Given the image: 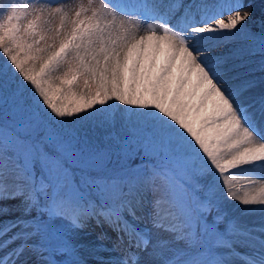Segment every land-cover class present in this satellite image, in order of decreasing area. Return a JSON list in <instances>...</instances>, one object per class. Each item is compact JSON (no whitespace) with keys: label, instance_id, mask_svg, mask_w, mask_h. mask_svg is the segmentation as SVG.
<instances>
[{"label":"snow or ice","instance_id":"1","mask_svg":"<svg viewBox=\"0 0 264 264\" xmlns=\"http://www.w3.org/2000/svg\"><path fill=\"white\" fill-rule=\"evenodd\" d=\"M254 11L0 0V264H264V186L228 175L264 171V92L230 75L264 70Z\"/></svg>","mask_w":264,"mask_h":264},{"label":"bare ground","instance_id":"2","mask_svg":"<svg viewBox=\"0 0 264 264\" xmlns=\"http://www.w3.org/2000/svg\"><path fill=\"white\" fill-rule=\"evenodd\" d=\"M262 0H245L246 3L251 2L254 4L255 11L257 12L260 7H262L263 3L261 2ZM100 1H98L99 3ZM227 13L223 15V18L225 21H227ZM261 16H256L254 14V20L259 21V18ZM131 18L135 19V16H132ZM152 23L155 26L159 27V21H153V20H148L144 24V29L147 28V24ZM255 27V25H254ZM261 56L259 54H256L255 56L251 57L248 59V62L240 68L235 69L234 72L230 73V75H239V78L241 80L243 79H249V80H254L256 82L255 88H253L250 91V95H259L261 92H264V79L263 80H256L254 78V72L257 71V68H260L261 66ZM234 82H239V81H234ZM228 175H234L236 179L232 182V187L234 191H237L238 194L243 195L245 191H256L258 190L261 186L259 181L261 180L262 177H264V171L261 170H256V171H251L249 169H244V170H231ZM250 181H257L255 185H250ZM227 208L231 210V212L235 213L236 215L240 216L242 220H251L254 222H259V216L261 215L260 213H255V214H246L243 212V209L245 206L239 204L235 200H230L228 201ZM258 207V206H255Z\"/></svg>","mask_w":264,"mask_h":264},{"label":"rangeland","instance_id":"3","mask_svg":"<svg viewBox=\"0 0 264 264\" xmlns=\"http://www.w3.org/2000/svg\"><path fill=\"white\" fill-rule=\"evenodd\" d=\"M67 2L71 5L74 4L76 2H78L77 0H67ZM263 3L262 7H260V9L257 12H254V14L256 16H264V0L261 1ZM254 74V78H256V80H263L264 79V70L260 68H257V71L253 73ZM79 90V89H77ZM113 105L115 106L116 102H112ZM120 107H123L122 105ZM97 134L100 135V130H97ZM93 223L95 226V222L94 221H90V223ZM90 223H88L85 227L86 228H91ZM97 227V226H96ZM83 229L81 236L82 238H84L86 241H94V236H92L91 234L87 233L86 230ZM112 255H116L115 253H112Z\"/></svg>","mask_w":264,"mask_h":264}]
</instances>
